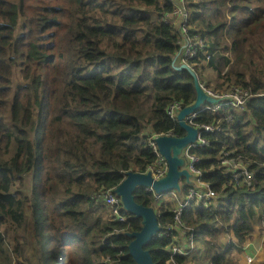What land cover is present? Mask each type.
<instances>
[{"label":"trees","instance_id":"trees-1","mask_svg":"<svg viewBox=\"0 0 264 264\" xmlns=\"http://www.w3.org/2000/svg\"><path fill=\"white\" fill-rule=\"evenodd\" d=\"M234 2L228 24L224 11ZM185 3L190 33L204 41L191 61L209 57L222 80L216 90L237 84L250 96L241 107L206 109L193 121L221 128L204 131L208 145L191 149L201 158L195 167L202 180L216 192L181 216L201 253L171 261L181 229L157 235L146 248L156 264H231L229 248L242 251L255 225L264 226V74L248 73L241 63L247 33L264 29V0ZM178 5L0 0V264H136L127 233L141 229L142 219L122 207L126 219L117 220L103 194L128 171L156 163L151 134H185L168 113L175 101L185 107L196 99L192 74L177 68L178 19L166 18ZM224 151L248 163L250 184L232 181L220 164ZM190 186L183 182L185 195ZM135 198L156 205L146 187ZM175 208L160 205L163 227L177 226ZM218 223L232 245L223 246Z\"/></svg>","mask_w":264,"mask_h":264},{"label":"built area","instance_id":"built-area-1","mask_svg":"<svg viewBox=\"0 0 264 264\" xmlns=\"http://www.w3.org/2000/svg\"><path fill=\"white\" fill-rule=\"evenodd\" d=\"M174 18L178 19V25L179 30L181 31V41L179 40V43L181 44V50H180V64L185 63L187 66L192 68L194 70L192 59L197 58L198 52L200 51L199 48H204V41L202 40L201 36L199 34L191 35L190 33V26H189V17L190 12L187 8V5L185 3V0H180V5L176 7L174 12L172 13ZM166 18L169 19V14L166 15ZM195 71V70H194ZM196 72V71H195ZM197 73V72H196ZM199 78V76H198ZM200 81V79H199ZM201 85L204 87L206 92L219 99L218 102L212 104L211 106L208 105L206 107L201 108V111H205L206 109H211L213 111L221 110L223 107H241L243 106L248 97L250 96L247 90H244L240 86H234L231 89H227L228 92L225 93H219L216 92L218 90L207 87L204 83L200 81ZM182 104L180 101H175L171 106L168 108L169 115L175 119L177 122V115L180 109L182 108ZM199 113L195 112L193 114H190L187 116L188 122L193 123V121L196 119L197 115ZM195 126V125H194ZM197 127V126H195ZM200 129V134L197 139V141L191 143L184 149V156L187 159V165L188 168L195 174L196 182L194 185L200 186L202 190L197 189V187H190L189 192L185 195L183 193V190H174L171 192V195L169 196V200H173L176 193L180 192L181 197H178L179 200L176 201L178 205L174 209L175 217L177 219V226L173 227L172 225H167L166 227H162L161 231L158 233V235H167L171 233L173 230H179L181 229L182 232L180 233L177 238H175V242L172 244L171 247V261H174L175 255H188L189 252L192 250L197 249V243L195 241L194 233L191 232V227L187 226L181 219V216L183 214V210L185 208H189L192 205L193 201H196L199 203L200 201L209 200L211 198H214L216 196V192L210 188V185L207 182H204L202 180L203 172L199 169H196L195 164L201 159L199 155L193 153L191 151L192 148L197 147H204L205 145H208L209 141L203 137L204 131H220V127H214L213 125L203 124L198 125L197 127ZM160 135H174L172 132L169 133H153L148 138L149 146L153 149L155 152L157 158L156 163L149 167L147 171H152L155 178H161L166 175L169 165L166 160V158L160 153L158 145L155 141V138ZM229 151H224L223 156L220 159V164L225 167L226 170H228L231 173L232 181H236L239 183L240 181H243L245 183L250 184L252 179V172H250L248 168V163L241 157L237 156L234 159L230 158ZM224 155H228V158L224 157ZM146 171V172H147ZM104 196L106 198V201L110 203L114 207V214L118 217L119 220H125V216L119 211L121 208L120 204V198L117 194L114 192H106L104 193ZM249 262H252V257L248 258ZM195 263L194 261L187 262L186 264Z\"/></svg>","mask_w":264,"mask_h":264},{"label":"water","instance_id":"water-1","mask_svg":"<svg viewBox=\"0 0 264 264\" xmlns=\"http://www.w3.org/2000/svg\"><path fill=\"white\" fill-rule=\"evenodd\" d=\"M178 69L186 68L194 78L196 90L195 101L183 107L177 120L180 127L185 131L184 135H160L155 138L160 153L166 158L169 168L165 176L155 178L152 171L139 172L128 171L124 179L115 188V192L120 196L123 207L142 219L141 229L128 232L131 237L128 244L129 253L136 264H156L150 249L146 248L153 238L161 231L159 224L160 213L153 206L140 203L135 198V192L139 187H152L156 193L167 192L174 189H181V182L186 179L191 181L192 173L185 166L184 149L191 143L197 141L200 129L188 122L187 116L195 112L200 113L203 103L212 105L219 101L214 96L209 95L201 85L197 73L185 63L177 66ZM209 103V104H206Z\"/></svg>","mask_w":264,"mask_h":264},{"label":"rangeland","instance_id":"rangeland-1","mask_svg":"<svg viewBox=\"0 0 264 264\" xmlns=\"http://www.w3.org/2000/svg\"><path fill=\"white\" fill-rule=\"evenodd\" d=\"M32 2V1H30ZM37 4V3H35ZM235 5L234 3H230L228 4V8L225 9L224 12H226L227 14V19H228V24L231 22L232 20V15L234 13H236L235 10H231ZM233 14H232V13ZM173 15L170 14V17H172ZM247 40H245L244 44V53H243V57L241 60V63L243 65V67L245 68L246 71H248V73H254V74H264V29L263 30H259L257 27H253L252 31L247 33ZM202 38V37H201ZM203 40V38H202ZM227 55H229L231 58L232 56V52L230 50H228L226 52ZM209 57H207L205 60H196L194 62H192L194 70L198 73L199 79L202 83H204L207 87H216L218 84H220L222 82L220 76H218L219 74L216 73L215 70H213L210 66H209ZM252 60V62H250ZM234 61H232L233 63ZM254 63V64H253ZM231 64V63H230ZM228 67H226L223 71L222 74L224 75L227 71H228ZM258 72H262V73H258ZM237 86V84L231 86L234 87ZM215 89V88H214ZM219 93H225L228 92V90H221V91H216ZM205 103L202 104V106H204ZM230 155V154H228ZM228 155H224V157L228 158ZM185 166H187V164H185ZM166 197V195L162 198V201L164 200V198ZM181 197V193L178 192L175 194V196L173 198L174 201H178L179 198ZM173 201V200H172ZM180 201V200H179ZM168 203V202H166ZM220 228V223H218L217 225ZM258 226L260 227V229H262L264 226L261 223H258ZM220 232H222V229L220 228ZM221 242L223 243V246H228L230 244V237L229 234L224 235V231L221 233ZM249 239V238H247ZM232 244V243H231ZM15 245V244H14ZM246 245V244H245ZM201 244H198V247H200ZM12 249H14L12 247ZM197 252H200V250H198ZM241 251H239V249L236 246L232 245V248L229 249L227 251V255L231 260V264H246L245 262H241L242 256L240 255ZM25 255L27 258L29 256V249L25 252ZM13 257L14 260L17 261V257H16V253L13 252ZM262 262H264V256L262 257ZM196 264H199L198 261H195ZM195 263H191V264H195Z\"/></svg>","mask_w":264,"mask_h":264},{"label":"crops","instance_id":"crops-1","mask_svg":"<svg viewBox=\"0 0 264 264\" xmlns=\"http://www.w3.org/2000/svg\"><path fill=\"white\" fill-rule=\"evenodd\" d=\"M229 239L231 244L233 242L232 241L233 239L231 237ZM242 247L243 249L240 253V255L242 256L241 262L250 264V262H248L247 259L248 257H252L254 259L253 264H262L263 263L262 257L264 256V229H260L258 224L255 225L254 232L249 237V239L244 243V245H242ZM231 248L232 246L229 249Z\"/></svg>","mask_w":264,"mask_h":264},{"label":"clouds","instance_id":"clouds-1","mask_svg":"<svg viewBox=\"0 0 264 264\" xmlns=\"http://www.w3.org/2000/svg\"><path fill=\"white\" fill-rule=\"evenodd\" d=\"M169 14V13H168ZM167 15V14H166ZM169 17H170V14H169ZM170 18H174L173 16L172 17H170ZM179 65H180V63H179ZM198 75V74H197ZM190 105V104H189ZM206 106H208V105H206ZM203 107H205V106H201V108H203ZM183 108V107H182ZM181 108V109H182ZM201 108H200V110H201ZM180 109V110H181ZM179 113V112H178ZM192 124V123H191ZM152 135V134H151ZM183 155H184V152H183ZM184 158H185V160H186V164H187V159H186V157L184 156ZM187 168H188V165L186 166ZM189 169V168H188ZM190 170V169H189ZM148 172V171H147ZM190 172L192 173V177H191V181L190 182H187L186 181V179H183V181L181 182V189L183 190V182H186V183H188V184H190L191 186L190 187H197V189H199V190H202V188L200 187V186H198L197 185V183H196V185H194L195 184V182H196V177H195V174L190 170ZM193 179H194V181L195 182H193ZM193 182V183H192ZM190 187L188 188V190L190 189ZM147 189H149L150 191H152L153 193H154V195H155V197H156V205L155 206H153V207H155L156 209H157V211H159L160 209H159V207H160V205L161 204H163V203H166V202H175V205L177 206L178 205V203L176 202V201H172V200H169V196L171 195V192L172 191H174V190H180V189H174V190H170V191H167V192H162V193H156L155 192V190L152 188V187H146ZM108 192V191H107ZM110 192H114L115 194H117L116 192H115V190H110ZM106 193V192H105ZM118 195V194H117ZM166 195V197L164 198V200L162 201V198L164 197ZM183 196H185V194L183 195ZM118 197L120 198V196L118 195ZM103 199L106 201V198H105V196H104V194H103ZM107 202V201H106ZM201 202V201H200ZM199 202V203H200ZM108 203V202H107ZM195 203H197L196 201H195ZM199 203H197V204H199ZM110 204V203H109ZM120 204H121V208L123 207V204H122V201H121V198H120ZM124 208V207H123ZM190 208V207H189ZM122 213V212H121ZM160 213V212H159ZM124 215V214H123ZM116 216V215H115ZM125 216V215H124ZM116 218H117V220H119L118 219V217L116 216ZM125 219H126V216H125ZM123 221V220H122ZM160 224V223H159ZM198 250H196L195 252H197ZM249 258V257H248ZM253 259V258H252ZM194 262H195V260H193ZM247 261L249 262V260L247 259ZM253 261H254V259L252 260V262H250V264H253ZM196 264V263H195Z\"/></svg>","mask_w":264,"mask_h":264}]
</instances>
